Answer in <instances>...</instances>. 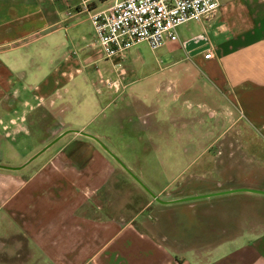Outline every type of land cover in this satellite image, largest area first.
I'll return each mask as SVG.
<instances>
[{"label": "crops", "instance_id": "0c3cea01", "mask_svg": "<svg viewBox=\"0 0 264 264\" xmlns=\"http://www.w3.org/2000/svg\"><path fill=\"white\" fill-rule=\"evenodd\" d=\"M109 1L0 0V159L4 144L18 152L17 165L6 163L18 167L0 166V264H264V0H220L177 32L173 80L147 89L125 79L118 91L96 89L99 73L114 68L89 46L90 14ZM118 98L111 131L86 128L91 118L75 122L83 106ZM45 110L50 125L39 135L33 127ZM146 116L153 135L171 122L177 140L202 143L198 168L163 185L167 196L155 194L168 212L157 228L104 215L87 196L117 168L97 144L110 132L129 142L133 117ZM120 148L110 149L130 168ZM237 225L244 230L213 240Z\"/></svg>", "mask_w": 264, "mask_h": 264}, {"label": "rangeland", "instance_id": "374dc122", "mask_svg": "<svg viewBox=\"0 0 264 264\" xmlns=\"http://www.w3.org/2000/svg\"><path fill=\"white\" fill-rule=\"evenodd\" d=\"M111 2L112 0L104 5L107 6L111 4ZM188 23L189 21L180 24L177 27V32L180 31L181 33V30L186 29ZM177 46V41L168 42L165 46L159 48L150 47L146 41H140L131 46L127 58L122 62L125 70L122 83L125 84V79H135V83L131 84L135 86L143 85L148 89L154 87L159 77L166 80H173L174 67H169L168 63L177 56V52L174 50ZM164 49L166 50L165 52L162 51ZM160 50L163 53L160 52ZM161 66H165V68L161 69ZM111 74L113 76L115 73L113 72ZM86 87L87 89L84 91L86 95L83 102L85 104H91L92 97H94V89L88 83L85 84V88ZM114 100L110 101L108 105L102 103L96 106L91 105L88 108L83 106L80 109L81 117L80 119H76L75 122L79 123L91 118L85 125L86 128L94 129L102 125L111 131L112 127L110 125L112 120H109L113 119L118 113L117 108L121 103L120 98ZM45 113L48 114L46 110ZM118 116L119 113L116 117ZM48 117L49 114L41 119L39 124L34 125L33 130L36 128L35 131H37L39 135L42 131L48 130V126L50 125V119H47ZM68 117L72 118L71 112L67 114L66 118ZM133 118L135 120L134 129L126 137L129 142L121 141V138H119V142H117V139L114 138L116 134L110 132V139L104 137V142H101V145L100 143L97 144L105 149V153L114 161V164L116 163L115 165H117V168H115L108 180L101 187L100 193L99 190H95L87 196L96 203L98 210H101L104 215L115 214L116 216L124 218L131 215L138 217L140 221L146 218L152 226L157 228L158 216L168 213L161 211L163 207L159 204V202H162L160 197L163 198L167 196V194L165 191L159 192L160 188L167 183L170 185L169 188L174 187L177 181H180L182 177L189 174L193 169L198 168L199 165H197L196 161L198 159L200 162L203 157L201 158L202 155L195 157V155L202 149V143L191 144L185 135L181 140H177L175 137V128L171 122L162 124L163 130L165 131L162 135H153L155 129L148 126L146 123L148 116L144 117L145 119H138V117ZM47 122L49 123L46 125ZM131 126H133V124ZM55 134L56 133L53 135ZM92 135L90 136L96 139V136ZM88 139L90 141V138ZM94 139L91 140V143H95ZM71 143L78 145L77 141ZM116 144L121 145L120 150H122V152H129L128 155L127 153L125 155L121 152L120 157L129 164L130 168L122 162L121 159L115 158L112 154L110 148H115ZM70 146L71 144H69V147ZM10 148L8 145L6 146V144L3 145L2 149L6 157H4L5 159H0V164H18V152ZM175 150L183 151L184 153L181 157L176 158L174 156ZM245 161L247 164L254 165L257 160L251 156L250 158H245ZM157 192H159L160 197L155 195ZM98 193L100 195H98ZM149 201H151V203ZM244 228V226L237 225V229H232L231 231L224 230L220 232L221 234L218 238L213 240L232 235L234 232L243 231Z\"/></svg>", "mask_w": 264, "mask_h": 264}, {"label": "built area", "instance_id": "2783aa9c", "mask_svg": "<svg viewBox=\"0 0 264 264\" xmlns=\"http://www.w3.org/2000/svg\"><path fill=\"white\" fill-rule=\"evenodd\" d=\"M84 7L94 1L82 0ZM221 6L220 0H112L111 4L90 14L93 38L89 46H98L112 61L114 75L99 73L96 89L106 86L114 91L125 87L123 60L129 49L140 41L152 48L178 38L177 27L189 20L208 17ZM207 48L205 57L211 55ZM170 85V83H169Z\"/></svg>", "mask_w": 264, "mask_h": 264}, {"label": "water", "instance_id": "95a60500", "mask_svg": "<svg viewBox=\"0 0 264 264\" xmlns=\"http://www.w3.org/2000/svg\"><path fill=\"white\" fill-rule=\"evenodd\" d=\"M71 129H68L67 131H70ZM77 131H79L80 133H85V134H88V135H92V134H90V133H87V132H85V131H82V130H77ZM93 136V135H92ZM97 139V138H96ZM55 140V139H54ZM51 142V141H50ZM48 144H50V143H48ZM48 144L47 145H45L44 147H42L41 149H39L36 153H34L32 156H35L36 154H38L41 150H43L46 146H48ZM115 158H116V156H115ZM118 159V158H117ZM0 166H6V167H18V166H9V165H2V164H0Z\"/></svg>", "mask_w": 264, "mask_h": 264}]
</instances>
